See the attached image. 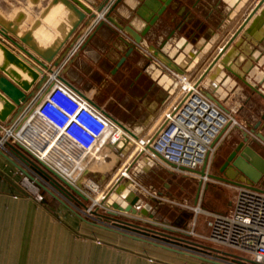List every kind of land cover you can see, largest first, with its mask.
Segmentation results:
<instances>
[{
  "label": "crops",
  "instance_id": "1",
  "mask_svg": "<svg viewBox=\"0 0 264 264\" xmlns=\"http://www.w3.org/2000/svg\"><path fill=\"white\" fill-rule=\"evenodd\" d=\"M80 1L91 9V6L97 7L105 0ZM259 1L176 0L171 10L166 11L149 31L143 43L136 46V50L122 64L118 65L128 50L127 44L131 42V38L124 31L125 27L131 26L134 31L140 32L145 26L142 18L147 19L149 15L147 10H143L140 0H122L110 15L119 25L120 29H117L114 25L109 24L103 15L114 3L113 0L100 14L95 11L96 8L92 9L96 18L86 20L83 25L79 26L73 37L54 59L56 61L64 57L62 62L52 69V73H46V75L57 73L58 79L66 82L70 89L85 99L93 101L97 107L100 106L109 116L119 121L130 131L139 130L136 132L142 134L147 129L146 133H148V129L155 127L163 111L171 102L170 98L174 92L171 72L176 71L179 75L197 72L203 75L208 69L212 57H215L225 42L232 38ZM263 9L264 4L251 18L248 25L255 17H258ZM36 11L35 15L31 14L29 9L24 11L28 18L22 25L24 31H28L35 19L38 18L36 15L40 13V6ZM58 13L60 11L58 12L57 9L51 11L46 17L47 19L41 21V26L33 34L40 47L46 48L57 39L62 38L63 34L58 32L62 20L54 21L53 18ZM61 16V14L58 15L60 18ZM47 22L52 24L49 25ZM8 36L15 40L13 36ZM164 40L167 42L161 49L160 45ZM250 40L253 44L247 43V46L256 50L260 56L257 62L259 68L251 69L250 73L253 74V78L259 76L258 79H263L264 20L252 32ZM26 51L30 52L27 49ZM11 53L22 55L27 61H31L16 48ZM198 65L199 67L194 70ZM232 76L226 73L222 65L216 63L215 67L201 80L203 91L217 99L225 111H233V117L237 122V125L227 127L219 136L215 143V147L219 146V150L226 144L224 141L229 140L230 136L234 134L236 131L234 129L243 130L247 125H251L257 120L251 113V106L253 105L252 101L258 97L252 93L249 94L246 88L248 86L242 84L246 81L245 78L234 74ZM248 88L254 90L252 87ZM43 89L44 85L33 88L22 116L30 109L33 105L31 102ZM263 89L264 83L259 89L260 93H263ZM115 99H120L121 103L125 102L123 99L131 100L130 104L136 102L137 110L141 112L143 109V112L134 111L132 115L121 117L110 107L112 110L110 114L109 106L115 104L116 101H112ZM257 110L260 116L262 110L260 108ZM5 125H9V123ZM261 133L264 136V132ZM38 139L39 137L25 138L29 145L33 146L41 156H44L42 153H47V151H39L40 146L35 145V141ZM40 139L44 141L43 137ZM256 144L254 145L255 149L264 159V145L259 141ZM127 147L128 144L122 141L115 152L123 157L122 153L127 152ZM97 149L98 152L103 150L104 155L108 156V160L101 159L102 163H107V167H104L105 164L103 166L100 164L98 168L112 169V155L104 140L99 143ZM17 157V155L13 158L10 157L16 163L14 166L0 155V264H214L202 258L197 248L214 251L216 249L190 239L188 231L191 230L195 233L196 226L194 225L195 227L192 228L191 221L188 222L189 218L180 219L179 215L178 222L167 224L159 221L156 217L159 210L158 202L151 208L142 201V197L152 196L150 194L152 187H145L148 191H143L142 194L139 190H143V188L140 185L138 187L135 181L128 180L130 182L120 183L117 189L124 186L128 187L129 191H126L123 196L126 198V195L128 193L131 195V192L133 193L132 198L138 196L140 202L136 205V209L138 211L145 209L147 213L132 216L115 211L113 212L115 219L106 222L100 213L93 211L87 215L82 211H74L72 205L64 197H56L45 192L46 195L42 189V200L36 201L20 187L22 172L17 168V166L20 167ZM141 161L140 163L145 169L152 168L154 162L159 163L151 156L150 158L145 156ZM161 167L166 169L162 165ZM64 170L65 175L73 181H77L72 178L70 169L64 168ZM208 173L215 174V169H210ZM96 175L92 174L93 177L98 176ZM100 176L101 183L105 182L106 178H112L114 184L117 178L114 173L112 175L105 173L104 176ZM192 180H195V183L199 185L198 178H192ZM202 183L197 205H195V199L199 187L192 199L193 208L199 207L203 201L201 209L203 212H210L209 214L226 213L231 210L237 186L211 180ZM257 187L264 191V181ZM119 202L122 207L127 205L123 200ZM204 214L206 213L204 212ZM125 226H129V228H125ZM137 228L149 233L145 235L140 230L136 231ZM168 229L172 231H168ZM205 230L204 225H199L196 233L203 236ZM162 236H171L180 243L187 242L188 244L181 246L178 243H168ZM153 243L167 248L172 247L178 252L168 251ZM216 251L226 255L227 257L221 258L228 262H238L241 259L240 256H233L223 250ZM212 254L218 257L217 253Z\"/></svg>",
  "mask_w": 264,
  "mask_h": 264
},
{
  "label": "built area",
  "instance_id": "2",
  "mask_svg": "<svg viewBox=\"0 0 264 264\" xmlns=\"http://www.w3.org/2000/svg\"><path fill=\"white\" fill-rule=\"evenodd\" d=\"M0 39L8 50H14L13 45L6 39L1 36ZM201 75L197 72L182 75L171 72L174 97L154 129L137 139L134 150L137 151L136 155L149 158L151 156L174 174L188 175L205 182L209 179H201L192 171H200L207 161L208 173L215 143L227 127H233L237 122L233 111H225L205 96L199 81ZM58 78L57 73L47 77L43 84L44 89L36 96L37 99L34 98L31 102L33 105L13 124L5 125L0 122V149L13 158L6 144L22 146L69 184L75 186L80 182V192L86 196L85 189L88 186L84 185L83 180L89 174L87 167L99 157V143L104 140L109 153L116 154L118 145L122 141H127L128 144L134 132L105 117L102 108H94L82 95ZM36 137L44 138L40 150H45L51 155L49 160H43L40 153L25 140ZM17 160L29 175L22 173L20 181V187L27 194L40 202L42 195L39 185L52 193H59L34 168L20 159ZM64 168L78 174L77 181L65 175ZM128 169L127 166L121 168L115 183L117 179L129 180ZM234 199V204L228 212L206 213L209 217L206 222L207 235L200 236L191 230L188 234L213 245V249L243 257L238 262H228L222 259L227 256L216 250L197 248L202 258L219 264H264V193L236 187ZM96 205L98 203L92 201V206L84 209L83 213L90 215ZM192 211L195 215L201 212L199 207L193 208ZM212 253H217L218 257Z\"/></svg>",
  "mask_w": 264,
  "mask_h": 264
},
{
  "label": "water",
  "instance_id": "3",
  "mask_svg": "<svg viewBox=\"0 0 264 264\" xmlns=\"http://www.w3.org/2000/svg\"><path fill=\"white\" fill-rule=\"evenodd\" d=\"M110 1L111 0H105L103 4L97 7L91 6L90 9L86 7L80 0H0V36L6 39L11 45H13L14 48L22 52L28 59L31 60L27 61L22 55L18 56L14 53H11V51L5 46L4 42L0 39L1 123H9V125H11L14 123V121H16V119L23 113L25 104L30 99L33 88L41 87V85L47 81L48 75H46V73H52V69L57 67L62 62L64 57H61L56 61L54 60L60 50L65 46L69 39L73 37L74 33L79 29V26L83 25L86 20H93L96 18L92 12V9L96 8L95 11L100 14L102 11H104V9H106ZM121 1L122 0H118L113 3L103 14L105 20L112 26L114 25L117 29H120V27L110 15L113 14L116 6ZM140 1L143 4V10H147L149 16L147 19L142 18V20L145 22V26L140 32L134 31L131 26L125 27L124 31L131 38V42L130 44H127L128 50L120 59L118 65L122 64L126 58H128L136 50V46L143 43V40L145 37H147L149 31L163 17V14L166 12V10L172 7L175 0ZM263 4L264 0H260L254 6V8L250 11L251 13L243 20L242 25L238 28L232 38L222 47V49H220L219 53L216 54L215 57H212L213 59L210 61L208 69L205 70L199 79L200 82L215 67L216 63H218L232 75L234 74L238 77L245 78V84L248 87L255 89L254 87H256V84L259 86L263 85L264 78L258 79L259 76L253 78V74L250 73L251 69L256 70L259 68L257 62L260 56L256 50H252L250 46H247V43L253 44V42L250 40V37L252 36V32L255 30V28L262 24V21L264 20V9L260 11L258 17H255L249 25L248 23L251 18L256 15L257 11L262 8ZM39 6L40 13L36 15L38 18L35 19L28 31H24L22 25L24 21L28 19L26 15L27 13L24 11L29 9L30 13L35 15L37 12L36 9ZM56 9L58 12L60 11V13L55 15L53 18L54 21H57L58 19L62 20L61 28L58 31L60 34H63L62 38L57 39L46 48L40 47L37 45L33 34L36 33L37 28L41 26V21L47 19L46 17L50 14V12ZM60 14L62 15L61 18L58 17ZM47 23L49 25L52 24L50 22ZM65 27L67 28L65 29ZM8 35L13 36L15 40L11 39ZM166 42L167 41L164 40L161 43V49H163ZM233 42L234 44L232 45ZM26 49L33 54L27 52ZM198 67L199 65L194 70H196ZM61 82L68 85L62 80ZM254 84L255 86H253ZM257 94L263 101V104H261L260 107L262 110L260 112L261 115L254 123L247 125L245 130L239 129L238 136H230L226 144L222 146L221 149L224 150V153L227 154V157L222 163V167L219 168L218 173L209 174L206 172L207 161L204 162L200 171H192V173L198 175L201 179L202 177H206L207 179L214 182H222L237 187H245L264 193L263 190L257 187L264 178V159L253 147V144H256L257 141L264 145V136L261 133L264 132V94L259 92H257ZM205 96L223 109L222 105L217 99L213 98L211 94L205 93ZM86 100L94 108L101 109L99 106L97 107L93 101L88 99ZM101 111L105 117L111 119L114 123L120 124L119 121L109 116L106 111L103 109H101ZM132 136H134V134ZM123 143H127V141H123ZM6 146L14 157L17 155V158L23 163L29 165L31 168H34V170H36L44 180L49 182L50 185H52V187H54L60 194L64 195L63 197H72V194L69 192L71 191L83 201L87 200V197L80 192V189L82 188L80 182H77L75 186L69 184L55 171L47 168L43 163L37 160L33 154H30L26 149L18 144H15V146L6 144ZM128 146L129 150H132L134 148V143L128 141ZM129 150L127 152H123L122 156H127L130 152ZM0 155L15 166L16 163H14L13 160L1 149ZM17 168L24 175L29 176L27 172L21 167L17 166ZM119 181L120 179H117V183ZM198 183L199 188L195 199V205L198 203V195L203 184L202 181H199ZM39 186L47 193L53 195V193L51 191L49 192L46 187L41 185ZM124 188V186H121L120 189H116L115 193L117 194L118 190H122ZM138 200V196H134L130 201H128L129 204L125 207H122L119 203H113L111 205L108 204V206L114 211L131 214L132 216L138 214L145 215L147 213L145 209H142L141 211L136 209V204L139 202ZM83 209H87V207L84 205ZM107 214L111 216L115 215L109 211H107ZM125 228H129V226H125ZM139 230L145 235L149 233L140 228L136 229L138 232ZM168 231L172 230L168 229ZM154 237L157 236L154 235ZM162 237L164 241L168 243L171 242L177 244L179 242L176 238L171 236ZM153 244L163 247L156 243ZM163 248L168 251H177L172 247ZM204 259L208 262L219 264L209 259Z\"/></svg>",
  "mask_w": 264,
  "mask_h": 264
},
{
  "label": "rangeland",
  "instance_id": "4",
  "mask_svg": "<svg viewBox=\"0 0 264 264\" xmlns=\"http://www.w3.org/2000/svg\"><path fill=\"white\" fill-rule=\"evenodd\" d=\"M172 97H174V96H172ZM123 100L125 101L124 103H121L120 99L112 100V101H114V102L116 101V102H115V104H111L109 106L112 108L113 111H115L118 114V116L120 115L121 117L122 116L127 117L129 115H132V113L134 111H136V112L138 111L137 110L138 104L136 102H133L134 104L133 103L130 104L129 101H131V100H127V99H123ZM254 102L255 101H252V104H254ZM132 107H133V109H132ZM128 111H129V114H127ZM142 112H143V109L141 112L138 111L137 113H142ZM251 113L254 114L255 117L258 119L259 115H258L257 109L253 108L251 110ZM153 127H151L150 130L153 129ZM150 130L148 129V132H150ZM234 130H236V131L234 132V134L231 135L232 137L239 135V129L236 128ZM243 130H245V128H243ZM136 131H139V130H136ZM136 131L133 134L137 137V139H140V138L145 136L142 134H148V133H146L147 129H146V132L142 133V134H140ZM137 139L132 137L130 142L131 143H137V141H138ZM227 141H228V139L225 140L224 142L226 143ZM42 142L43 141L39 138L38 140L35 141V145L40 146V144H42ZM254 145H257V144H253V146ZM128 150H129V146L127 147L126 151H128ZM102 151L99 152V154H98L99 157L97 158V160L95 162L91 163L87 167L89 174H87L83 180V181H85L84 185L88 186V188L85 189L86 193H87L86 194L87 200L83 201L82 199H80L78 196H76L71 191H69V192L72 194L71 195L72 197H64L72 205V209L74 211L77 210L78 212H80V211L83 212L84 211V209H83L84 205L87 208H90L92 206V201H96L98 203V205H96L93 208L94 212H98L101 215H103L104 216L103 218L106 222H108L109 220L112 221L113 219H115V215L113 218V216L107 214V211L112 212V213L115 212L114 210L111 209V207L108 206V204L118 203L120 200H123V202H125L128 205L129 204L128 200L130 201V198H132L131 195H133V193L131 192V195H129V193H128L126 195L127 196L126 198L123 196V194L126 191H128V187H126L122 190H118L117 194L115 193L119 184L122 182H127L128 180H120L117 184L116 183L113 184L112 178L111 179L108 178L109 180L106 178L105 182L101 183L100 182V179H101L100 175L104 176L105 173H106V175H108V174L112 175L114 173V175L116 174L117 176L118 175L120 176L121 168L123 166H127V168H129L128 169L129 180H132L133 182L135 181V183L138 184V187L140 185V187L143 188V190L142 189L139 190L140 193L142 192V194H143V191L144 192L148 191L147 189H145V187H150V188L152 187L153 188L150 191V194H152V196L149 198L142 197V201L144 203H147L151 208L156 204V202L159 203V206H157L159 210H158L157 216H156L159 219V221H163V222H166L167 224L171 225V224H175L176 222H178V218H179L178 216L181 213L187 214V217L189 218L188 222L191 221L192 228H194L196 226L195 228L197 229L199 225H204L206 227V230H205V234H203V235L208 234L206 222L208 221L209 217L206 216V214H204V212L207 214H209L210 212H207V211L203 212V210L201 209V208H203V201L199 206V209L202 210L201 212H203L201 214L199 213V214L195 215V214H193L192 210L187 208V207H190L191 209L193 208V200L192 199H193V197L196 193V189L198 187V185L195 183V180H192L191 176H188V175L183 176V175H177V174L171 173L170 171H167L166 169L162 168L161 165L157 162H154V166L152 168L145 169V167H142L143 165H141V163H140V162H142L141 160L143 158H145V155H138V154L136 155L137 151H135L134 148L132 150H129L130 152L125 157H121L120 154H118V153H116V154L111 153V155H112V169L111 168H106V169L103 168L102 169L101 167L99 169L98 167L100 166V164H101V166H103L105 164L104 167H107L106 166L107 163L101 162L102 161L101 159L108 160V156L104 155V152H102ZM218 151H219V146L215 147V151L213 153V156L211 157V161L209 163L210 169H213L212 167L214 165H212V161H215L214 159L216 158ZM118 157H119V159H118ZM70 172L72 174V178L77 180L78 174H76L71 169H70ZM92 174H97L100 177H98L97 175H96L97 177H93ZM124 175H126V174H124ZM128 182H130V181H128ZM137 189H139V188H137ZM45 192L46 191L43 190L44 194L47 193V192L46 193ZM47 194H49V193H47ZM58 194L53 193V195H55L56 197H59V196L63 197L64 196L60 193H58ZM200 194H201V192H200ZM200 194H199V196H200ZM145 196H147V195H145ZM123 197H124V199H123ZM119 203L121 205V202H119ZM138 203L136 205H138ZM107 218H109V219H107ZM196 229H194L195 234H197ZM197 235H199V234H197ZM190 239L195 241V242L200 241L199 243H202V244L205 243L210 248L211 247L214 248L213 245L206 243V242H204V241H202V240H200L194 236H191ZM187 244L188 243L186 242L185 245H187ZM229 254L236 256V257L240 256L241 259H243V257L239 254L238 255L235 253H229Z\"/></svg>",
  "mask_w": 264,
  "mask_h": 264
},
{
  "label": "flooded vegetation",
  "instance_id": "5",
  "mask_svg": "<svg viewBox=\"0 0 264 264\" xmlns=\"http://www.w3.org/2000/svg\"><path fill=\"white\" fill-rule=\"evenodd\" d=\"M103 1V0H102ZM113 0H111L110 2H112ZM116 1H118V0H114V3L116 2ZM176 1V0H175ZM174 1V2H175ZM101 4H103V2L101 3ZM100 4V5H101ZM113 4V3H112ZM171 10V8H169V9H167L166 11H170ZM230 40V39H229ZM228 40V41H229ZM227 41V42H228ZM227 42H225V44L227 43ZM224 44V45H225ZM223 45V46H224ZM226 71V70H225ZM226 73L228 74V75H231L232 76V74L230 73V72H228V71H226ZM233 77V76H232ZM235 77V76H234ZM242 84H244L245 85V82L243 83L242 82ZM245 86H247V85H245ZM262 86H259V85H256V87H254L255 89L254 90H252L251 88H248V87H246L247 88V90L249 91V94L250 93H252V94H254V95H256L258 98L255 100V103L251 106V108L253 109V108H255V109H258V108H260L261 107V104H263V101L261 100V98H260V96H258V94H257V92H259L260 93V91H259V89L261 88ZM250 89H251V91H250ZM264 90V89H263ZM263 92V94H264V91H262ZM254 147V146H253ZM255 148V147H254ZM227 157V154L226 153H224V150H222V149H220L219 151H218V154L216 155V158L214 159L215 161H212V165H214L212 168L213 169H215V173L217 174L218 173V170H219V168L220 167H222V163L225 161V158ZM215 163V164H214ZM262 181H264V178L261 180V182ZM260 182V183H261ZM159 205V204H158ZM180 219L181 218H183V219H186V218H188L187 217V214H180ZM178 244H180L181 246L182 245H185V244H183V243H180V242H178Z\"/></svg>",
  "mask_w": 264,
  "mask_h": 264
},
{
  "label": "bare ground",
  "instance_id": "6",
  "mask_svg": "<svg viewBox=\"0 0 264 264\" xmlns=\"http://www.w3.org/2000/svg\"><path fill=\"white\" fill-rule=\"evenodd\" d=\"M133 137L137 139V137H136L135 135H134ZM39 151H43V150H39ZM38 153H39V152H38ZM42 154H44V156H41V157H43V160H44V159H46V160H49V159H50V156H51V155H48V153L43 152ZM128 201H129V200H128ZM118 203H119V202H118ZM118 203H117V204H118ZM119 204H120V203H119ZM109 205H111V204H109Z\"/></svg>",
  "mask_w": 264,
  "mask_h": 264
},
{
  "label": "trees",
  "instance_id": "7",
  "mask_svg": "<svg viewBox=\"0 0 264 264\" xmlns=\"http://www.w3.org/2000/svg\"><path fill=\"white\" fill-rule=\"evenodd\" d=\"M100 107V106H99ZM101 108V107H100ZM104 110V109H103ZM105 111V110H104ZM109 113L111 114L112 113V110L111 108L109 107Z\"/></svg>",
  "mask_w": 264,
  "mask_h": 264
}]
</instances>
